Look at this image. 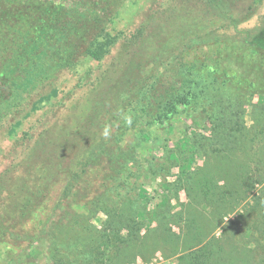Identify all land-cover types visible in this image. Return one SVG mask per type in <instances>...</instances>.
I'll return each mask as SVG.
<instances>
[{
	"label": "rangeland",
	"instance_id": "rangeland-1",
	"mask_svg": "<svg viewBox=\"0 0 264 264\" xmlns=\"http://www.w3.org/2000/svg\"><path fill=\"white\" fill-rule=\"evenodd\" d=\"M104 1L96 8L98 20L87 21L71 38L73 64L56 71L53 100L60 103L53 111L39 109L23 123V129L33 123L40 129L51 126L50 134L60 124L70 126L71 140L60 158L67 169L34 164L32 176L39 181L47 171L45 195L29 217L2 237L0 264H20L27 258L32 264H264V101H242L245 128L239 137L213 133L215 122L206 112L222 103L208 100V110L177 114L169 130L135 120L120 141L101 148L115 132L125 107L121 98L129 95L128 89L135 90L128 86L135 73L137 88L164 84L167 77L160 73L165 68L172 78L183 62L223 54L231 43L240 44L244 31L255 33L262 26L264 0L236 27H220V21L205 25L186 16L163 23L156 14L127 67L92 95L91 81L122 43L118 39L100 63L88 60L84 53L96 31L133 32L164 2ZM232 2L238 9L250 0ZM136 62L143 71H136ZM47 90L33 92L27 109ZM10 119L0 118V170L21 156L11 153L17 136L8 137ZM94 138L98 142L92 144ZM107 189L113 195L105 198V209L89 204ZM127 211L144 212V226L113 238L106 222L113 212L123 219ZM26 233L38 240L31 248ZM107 236L114 240L105 243Z\"/></svg>",
	"mask_w": 264,
	"mask_h": 264
},
{
	"label": "trees",
	"instance_id": "trees-1",
	"mask_svg": "<svg viewBox=\"0 0 264 264\" xmlns=\"http://www.w3.org/2000/svg\"><path fill=\"white\" fill-rule=\"evenodd\" d=\"M102 1L105 2L0 0V118H11L8 137L12 139L17 136L11 153L21 154L17 162L11 161L0 170V242L11 227L30 216L45 195L47 171L42 172L44 175L39 181L36 175L32 176L34 164L41 162L47 169L52 166L67 169L62 167L60 158L71 140L69 125L60 124L56 134H50L51 126H42L41 129L36 128V123L27 129L22 126L39 109L47 107L45 112L53 111L60 103L59 100H53L57 94V89L52 86L56 71L73 64L71 38L79 29L86 28L87 21L98 20L96 8ZM261 1L250 0L245 7L237 9L232 0H164L133 32L124 34L119 30L110 35L100 28L84 53L88 60L100 63L118 39H122V43L112 62L106 69H99V73L91 81L92 95L98 91L96 89L105 88L112 83L118 73L127 67L130 57L141 48L147 36V28L156 14H159V22L163 23L186 16L205 25L220 21V27H236L254 14ZM200 12V15H196ZM244 32V39L240 44L231 43V47L223 54L216 52L215 56L207 55L202 60L183 62L172 78L165 68L164 73H160L167 77L164 84L157 81L154 85L137 88L135 73L128 86L137 90L128 89L129 95L121 98V105L125 107L120 113L119 122L115 120V132L101 148L120 141L135 120L139 119L146 126L169 130L172 119L177 114L188 113L199 107L208 110V100L211 103H222V106L211 108L210 113L206 112V117L215 122L213 133L220 138L239 137L245 128L239 111L243 108V105L240 106L242 101L250 102L253 98L264 101V22L257 32ZM217 41L214 40V43ZM247 47L248 52H245ZM136 65L139 66L136 71H143L139 62ZM85 80L84 75L79 78L81 82ZM47 87L48 93L38 96L27 109L31 94ZM97 140L98 138H94L92 144L97 143ZM17 166L19 169H15ZM112 195L110 190H104L89 204H97L105 209L104 200ZM112 214L105 229L108 228L109 235L115 234L113 238L121 235L123 230L127 231V236L131 228L143 227L146 219L142 211H127L123 219H116L114 212ZM113 238L107 236L105 243H111ZM37 241L33 235L27 234V248H31ZM32 263L27 258L20 264Z\"/></svg>",
	"mask_w": 264,
	"mask_h": 264
},
{
	"label": "clouds",
	"instance_id": "clouds-1",
	"mask_svg": "<svg viewBox=\"0 0 264 264\" xmlns=\"http://www.w3.org/2000/svg\"><path fill=\"white\" fill-rule=\"evenodd\" d=\"M104 135H105V136H107V135H108L107 129L105 130V132H104Z\"/></svg>",
	"mask_w": 264,
	"mask_h": 264
}]
</instances>
